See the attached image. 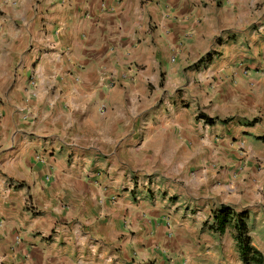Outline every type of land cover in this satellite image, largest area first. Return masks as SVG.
I'll return each mask as SVG.
<instances>
[{"label": "crops", "instance_id": "obj_1", "mask_svg": "<svg viewBox=\"0 0 264 264\" xmlns=\"http://www.w3.org/2000/svg\"><path fill=\"white\" fill-rule=\"evenodd\" d=\"M220 206L264 258V0H0V264H241Z\"/></svg>", "mask_w": 264, "mask_h": 264}, {"label": "trees", "instance_id": "obj_2", "mask_svg": "<svg viewBox=\"0 0 264 264\" xmlns=\"http://www.w3.org/2000/svg\"><path fill=\"white\" fill-rule=\"evenodd\" d=\"M208 58V55L203 57L206 60H209ZM198 118L206 124L214 123V119L202 114H198ZM224 122L225 120L221 121ZM211 221V229L217 237H221L227 230L231 231L242 264H263L262 254L251 245L244 212L235 213L230 207L220 206L211 213Z\"/></svg>", "mask_w": 264, "mask_h": 264}, {"label": "rangeland", "instance_id": "obj_3", "mask_svg": "<svg viewBox=\"0 0 264 264\" xmlns=\"http://www.w3.org/2000/svg\"><path fill=\"white\" fill-rule=\"evenodd\" d=\"M201 170L202 169H199V168H190V169H185L184 170V172H186V171H190L191 173L190 174H199V173H201ZM231 237H232V233H231ZM242 264V263H241ZM263 264H264V258H263Z\"/></svg>", "mask_w": 264, "mask_h": 264}]
</instances>
